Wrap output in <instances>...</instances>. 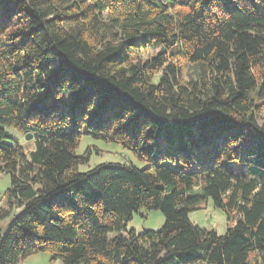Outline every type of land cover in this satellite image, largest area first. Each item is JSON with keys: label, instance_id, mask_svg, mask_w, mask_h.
<instances>
[{"label": "trees", "instance_id": "trees-1", "mask_svg": "<svg viewBox=\"0 0 264 264\" xmlns=\"http://www.w3.org/2000/svg\"><path fill=\"white\" fill-rule=\"evenodd\" d=\"M263 112L264 0H0V264H264ZM84 133L146 166L78 171ZM208 199L222 235L188 217Z\"/></svg>", "mask_w": 264, "mask_h": 264}, {"label": "rangeland", "instance_id": "rangeland-1", "mask_svg": "<svg viewBox=\"0 0 264 264\" xmlns=\"http://www.w3.org/2000/svg\"><path fill=\"white\" fill-rule=\"evenodd\" d=\"M156 49L141 50L138 54L142 59H145L152 55ZM190 64H184L182 68V78L188 79L191 75ZM260 118H264V112L259 115ZM7 132L12 134L22 145L24 152L29 155V152L35 147L32 136L30 139L25 138V134H21L17 129L9 126L4 127ZM89 152L87 162L78 165L77 169L80 172L87 171L93 168L95 165L104 162H131L137 168H143L146 166V162L137 159L129 150L124 148L118 143L110 140L106 141L99 136L84 133L79 139L76 153L85 154ZM10 174H0V208L6 205V193L10 187ZM14 212L10 213L7 217L0 219V229L5 232L11 221V217ZM190 221L196 226L206 229H213L218 235H222L226 232L227 218L223 210L216 208L212 205L210 199L206 200L201 208L191 211L188 214ZM164 222V216L160 210H143L140 209L132 214V218L127 223V228H134L136 232H142L146 230L157 231L161 228ZM20 264H62L59 258H51L48 252L33 253L20 261Z\"/></svg>", "mask_w": 264, "mask_h": 264}, {"label": "water", "instance_id": "water-1", "mask_svg": "<svg viewBox=\"0 0 264 264\" xmlns=\"http://www.w3.org/2000/svg\"><path fill=\"white\" fill-rule=\"evenodd\" d=\"M31 136H32L31 133H26V134H25V138H26V139H30Z\"/></svg>", "mask_w": 264, "mask_h": 264}]
</instances>
